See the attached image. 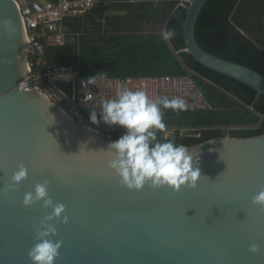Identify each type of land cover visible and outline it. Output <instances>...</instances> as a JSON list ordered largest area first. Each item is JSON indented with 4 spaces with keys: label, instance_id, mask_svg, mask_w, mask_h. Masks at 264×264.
Returning a JSON list of instances; mask_svg holds the SVG:
<instances>
[{
    "label": "water",
    "instance_id": "water-1",
    "mask_svg": "<svg viewBox=\"0 0 264 264\" xmlns=\"http://www.w3.org/2000/svg\"><path fill=\"white\" fill-rule=\"evenodd\" d=\"M207 1L186 8V50L264 94L263 74L199 44ZM27 58L21 13L14 0H0V190L21 164L28 169L14 190L0 191V264H33L37 227L53 209L23 199L45 180L54 203L66 205L49 221L58 230L52 239L63 241L55 264H264V206L252 202L264 188V134L189 146L201 170L196 187L129 189L108 167L112 140L20 86Z\"/></svg>",
    "mask_w": 264,
    "mask_h": 264
},
{
    "label": "trees",
    "instance_id": "trees-1",
    "mask_svg": "<svg viewBox=\"0 0 264 264\" xmlns=\"http://www.w3.org/2000/svg\"><path fill=\"white\" fill-rule=\"evenodd\" d=\"M187 9L179 0H112L65 20L70 32L63 45L48 48L45 61L79 65L84 77L191 75L212 109H162L166 129L161 140L192 146L222 136L264 134V94L229 75L198 62L187 50L184 23ZM173 30L164 41L160 33ZM75 33H81L80 36ZM196 38L208 52L250 67L264 75V0H208L196 26ZM98 118L101 111H96ZM110 140L125 129L95 124ZM172 130V135L167 132Z\"/></svg>",
    "mask_w": 264,
    "mask_h": 264
},
{
    "label": "clouds",
    "instance_id": "clouds-1",
    "mask_svg": "<svg viewBox=\"0 0 264 264\" xmlns=\"http://www.w3.org/2000/svg\"><path fill=\"white\" fill-rule=\"evenodd\" d=\"M174 35L175 32L170 29L160 33L164 41L172 39ZM96 78L97 76L90 77L85 83L95 84ZM101 107L99 118L95 110L91 112L90 119L93 123L99 124L102 119L108 125H119L125 129L122 136L108 145L111 153L108 167L120 177L123 185L135 190H142L146 184L153 188L167 185L175 190L185 185L196 187L201 170L198 158L194 159V151L186 145L161 140L157 135L166 129L162 109L186 110L183 99L153 100L143 90L121 89L117 91L115 98L104 100ZM27 176L28 169L21 164L12 175V183L0 191L7 193L14 190ZM49 184L48 180L37 183L34 193H25L23 199L25 206L43 201L45 208L53 209L37 227L36 243L28 252L33 264H55L63 244L62 240L52 239L58 230L49 221L59 219L65 213L66 205L54 203L48 191ZM252 202L264 206V188L258 191ZM63 221L67 222L68 217L63 216ZM249 251L257 253L260 247L252 244Z\"/></svg>",
    "mask_w": 264,
    "mask_h": 264
},
{
    "label": "built area",
    "instance_id": "built-area-1",
    "mask_svg": "<svg viewBox=\"0 0 264 264\" xmlns=\"http://www.w3.org/2000/svg\"><path fill=\"white\" fill-rule=\"evenodd\" d=\"M14 1L21 13L28 50L26 65L29 73L20 80V86L39 91L72 119L95 128L104 137L111 138L109 131L93 125L87 113L102 111V102L115 98L121 89L143 90L153 100L181 98L186 110L212 109L203 90L191 75L100 76L96 78L95 84H86L90 77L81 74L79 65L45 61L48 48L63 45L70 35L65 25L68 17L85 14L96 5L112 0ZM192 1L179 0V5L187 8ZM154 2L158 3L159 0ZM75 35L80 36L81 33Z\"/></svg>",
    "mask_w": 264,
    "mask_h": 264
},
{
    "label": "rangeland",
    "instance_id": "rangeland-1",
    "mask_svg": "<svg viewBox=\"0 0 264 264\" xmlns=\"http://www.w3.org/2000/svg\"><path fill=\"white\" fill-rule=\"evenodd\" d=\"M172 134H173V131L172 130H170V131L167 132V135H172ZM107 139H109V138H107Z\"/></svg>",
    "mask_w": 264,
    "mask_h": 264
},
{
    "label": "crops",
    "instance_id": "crops-1",
    "mask_svg": "<svg viewBox=\"0 0 264 264\" xmlns=\"http://www.w3.org/2000/svg\"><path fill=\"white\" fill-rule=\"evenodd\" d=\"M140 1V0H139ZM146 1V0H145ZM152 1H154V0H152ZM159 2H160V0H159Z\"/></svg>",
    "mask_w": 264,
    "mask_h": 264
}]
</instances>
